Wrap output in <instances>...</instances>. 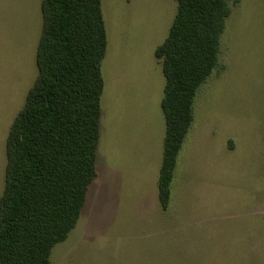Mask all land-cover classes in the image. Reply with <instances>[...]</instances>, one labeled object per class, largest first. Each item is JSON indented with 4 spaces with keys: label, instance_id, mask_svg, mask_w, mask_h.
Returning a JSON list of instances; mask_svg holds the SVG:
<instances>
[{
    "label": "rangeland",
    "instance_id": "374dc122",
    "mask_svg": "<svg viewBox=\"0 0 264 264\" xmlns=\"http://www.w3.org/2000/svg\"><path fill=\"white\" fill-rule=\"evenodd\" d=\"M219 64L200 86L167 210L159 201L165 75L155 49L177 0H102L97 177L51 264H264V0H228ZM42 0H0V197L6 140L37 76Z\"/></svg>",
    "mask_w": 264,
    "mask_h": 264
},
{
    "label": "trees",
    "instance_id": "16d2710c",
    "mask_svg": "<svg viewBox=\"0 0 264 264\" xmlns=\"http://www.w3.org/2000/svg\"><path fill=\"white\" fill-rule=\"evenodd\" d=\"M177 2L169 34L155 49L166 79L158 179L163 210L169 207L177 157L194 119L195 97L219 64L232 13L228 0ZM41 11L37 76L6 140L0 264H51L53 248L77 225L98 175L108 45L102 0H42Z\"/></svg>",
    "mask_w": 264,
    "mask_h": 264
}]
</instances>
